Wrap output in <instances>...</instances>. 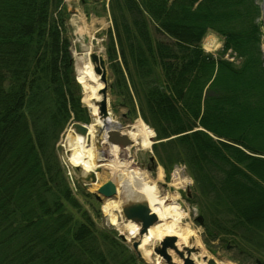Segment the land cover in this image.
<instances>
[{
    "label": "trees",
    "instance_id": "16d2710c",
    "mask_svg": "<svg viewBox=\"0 0 264 264\" xmlns=\"http://www.w3.org/2000/svg\"><path fill=\"white\" fill-rule=\"evenodd\" d=\"M63 2L0 0V264H137L114 236L71 211L80 204L56 144L72 120L88 123L89 113ZM109 7L106 49L117 95L154 129L160 164H185L220 232L264 247L258 4L110 0ZM209 32L239 65L205 52Z\"/></svg>",
    "mask_w": 264,
    "mask_h": 264
},
{
    "label": "rangeland",
    "instance_id": "374dc122",
    "mask_svg": "<svg viewBox=\"0 0 264 264\" xmlns=\"http://www.w3.org/2000/svg\"><path fill=\"white\" fill-rule=\"evenodd\" d=\"M65 10L67 14V34L71 39V52L74 60L75 78L78 75V67L81 66V62L85 60V53L91 48V51L103 56L106 59L108 70V109L111 113V118L115 122H119L122 126L121 131L127 133L132 130L133 125L137 119H142L131 111L128 107L123 106V97L117 95V87L115 85V76L113 75L107 56V42L109 39V31L112 28V19L110 14L109 2L110 0H63ZM260 9V17L258 19L261 30L263 32L261 50L263 52L264 59V0H255ZM154 28V26L152 25ZM203 49L206 53L213 55L217 58L223 56L224 59L233 62L235 66L239 65L241 58H239L232 50L223 52L224 39L215 32H209L202 41ZM81 94V103L83 107L87 108L83 102L84 91L83 88ZM88 110V109H87ZM143 120V119H142ZM73 121V120H72ZM71 121V122H72ZM71 123H69L62 133L59 135V139L56 144V155L59 158V165L62 170V174L65 177L66 182L70 186L73 192V196L78 200L80 209L71 208V211L78 217L86 218L89 216L93 221L94 226L104 231L108 235L114 236L119 242H121L129 251L131 255L136 258L137 264H156L158 256L147 255L144 249H139L141 252V258H138L136 254L131 251L133 238L123 243L118 239V235L123 233L127 236L125 229L126 221L121 216L120 201L116 208L117 216L119 217L118 225H114L109 221V217L103 211V205L107 199H103L99 202L94 197L93 193L97 191L100 185L105 181L112 179L120 188V194L125 199L124 187H129L125 184L126 176L120 172H113L110 166H105L101 169H97L99 181L96 184L87 183L83 180L85 173L82 169H76L70 164L68 157L71 154L69 151V140L72 137L70 135ZM149 126V125H148ZM150 127V126H149ZM151 128V127H150ZM152 129V128H151ZM154 131V129H152ZM158 143L156 141V134L152 139V144L149 148H137L136 145H132L128 148V160H131L136 167L141 171L144 178L150 185H155L161 198L168 197V201L176 197L184 212L187 214L182 220L183 225H188L194 229L199 238L202 241L206 249L204 256L213 258L216 262H222L227 264H264V247L252 246L236 236H231L226 233L220 232L217 227L212 223L213 216H210V212L207 209L208 203L203 197H200L196 189V184L192 178L188 168L185 164L175 163L168 170L162 166L156 157L153 145ZM105 161L108 163L109 159L114 155L110 153V150L105 149ZM112 154V155H111ZM111 155V156H110ZM117 156L119 157L120 155ZM155 156L156 168L153 171H149L146 164L149 162V158ZM144 166V167H143ZM162 172V178H159L158 174ZM59 177H62L60 174ZM139 184V183H138ZM135 192V196L130 198H142L139 192H136L134 185L130 186ZM198 193V194H196ZM173 198V199H172ZM119 197H115L113 201H117ZM112 201V200H111ZM123 202V200H122ZM70 208V207H69ZM68 208V209H69ZM84 215H82V213ZM201 216L203 218V225H201L196 219ZM109 244H105L106 248H110ZM154 245L149 244L146 246V250H151L153 254ZM200 253V252H199ZM173 260L177 264H181V260L178 256L171 252ZM199 255V254H197ZM203 256V255H202ZM202 256H198L197 264H206L202 260ZM160 264H166L164 260L159 258Z\"/></svg>",
    "mask_w": 264,
    "mask_h": 264
},
{
    "label": "bare ground",
    "instance_id": "6f19581e",
    "mask_svg": "<svg viewBox=\"0 0 264 264\" xmlns=\"http://www.w3.org/2000/svg\"><path fill=\"white\" fill-rule=\"evenodd\" d=\"M92 52L93 51H91L90 48L85 53V60L81 62V66L77 69V80L81 83L84 91L83 102L90 108L91 114L95 116V122L98 123V125H101V121L98 118L97 102H99L102 98L100 90L103 87V83L100 80V75L94 70L95 64L90 58V54ZM93 126V124L90 126L92 138L94 136ZM72 132V130L69 132L70 135H72ZM126 134H128L130 139L133 141V145H136L137 148L141 149L149 148L154 137V131L142 119H137L132 127V130L128 131ZM69 143V151L71 154L69 155L68 160L70 164L74 167H81L84 172H91L98 167L99 163L97 160H99V156H96L95 149L92 144L88 148L82 138L74 137L73 135L70 138ZM104 149L110 150V153L113 154L114 152L116 155H114V158L112 157L109 159L108 163H103V165L110 166L115 173L120 172L124 174L127 178L125 184L129 186L124 187V194L126 196L125 199H123L124 197L120 194L121 187L118 183H116L118 187L117 197H119V199H117V201H106L103 205V211L109 217V221L114 225H118L119 219L117 216L118 214L116 213V208L118 207L119 201L122 203V200L126 202L129 200L145 199L149 203L151 211L157 214L159 223L149 229L148 235L142 240L140 249H144L147 255H152L151 250H146L147 245H154L166 236H176L178 239L177 246L179 249L182 248V246H187L194 247L199 250L200 253L198 252L192 254V259L195 262H198V256H204L206 249L197 232L190 226L183 225L182 220L187 214L181 208L180 204L175 201L176 197H174V199L172 198L173 200L170 202H167L169 200L168 197L161 198L155 185H150L136 165L131 160H128V150L121 149L120 152H118L119 148L113 146H111L110 149L107 147H104ZM117 153L120 155L119 157L117 156ZM158 176L159 178H162L161 171ZM132 185L136 187V192H139V194L142 195V198L137 197L129 199V197L135 196L134 190L130 188ZM125 229L127 231L128 239L138 236V226L135 224L127 223ZM155 259L157 261L156 264H160L159 258ZM217 264L225 263L217 262Z\"/></svg>",
    "mask_w": 264,
    "mask_h": 264
},
{
    "label": "water",
    "instance_id": "95a60500",
    "mask_svg": "<svg viewBox=\"0 0 264 264\" xmlns=\"http://www.w3.org/2000/svg\"><path fill=\"white\" fill-rule=\"evenodd\" d=\"M90 58L95 64V72L100 75V80L103 83V87L100 90L102 98L99 102H97L98 118L101 121V125H98V123L95 122V116L91 114L90 108L87 107L89 113V123L73 122L71 124V130L73 131L72 135L74 137L82 138L88 148L92 144L94 146L96 156H99V160H97L99 164L95 170L91 172L83 171L85 173L83 180L87 183L96 184L99 181L96 169H101L103 167V161L106 159L104 147L109 149L111 146L118 147V152H120L121 149L128 150V148L133 145V141L130 139L128 134L121 131L122 126L119 122H115L111 118V113L108 109V70L106 59L95 52L90 54ZM79 84L81 85V83ZM92 124L94 125L93 138L90 132V126ZM149 162L153 165V169L156 168L155 156H151L149 158ZM76 169H81V167L76 166ZM148 170L152 171V168L148 167ZM93 194L99 202H102L103 199L113 200L118 195V187L114 180L109 179L107 182L100 185L97 191ZM129 199L131 198L129 197ZM120 210L121 216L124 218L126 223L138 226V236L133 237L134 240L130 249L138 258H141V252L139 249L142 244V240L148 235L149 229L159 223V218L157 214L151 211L149 203L145 199L123 202L120 205ZM198 222L203 224V218L201 216L198 217ZM118 239L123 243L129 241L127 236L123 233L118 235ZM177 240L176 236H166L162 238V240H160L158 244L153 247V254L151 256H158L161 260H164L166 264H177L173 261L172 252L178 256L181 260V264H196V262L192 259V254L198 253L199 250L197 248L187 246H182V248L179 249L177 246ZM202 260L206 262V264H217L213 258H208L207 256H202Z\"/></svg>",
    "mask_w": 264,
    "mask_h": 264
},
{
    "label": "flooded vegetation",
    "instance_id": "af4514ba",
    "mask_svg": "<svg viewBox=\"0 0 264 264\" xmlns=\"http://www.w3.org/2000/svg\"><path fill=\"white\" fill-rule=\"evenodd\" d=\"M146 167H149V168H152V169H153V165H152L150 162H148V163L146 164ZM196 220L198 221V217H197Z\"/></svg>",
    "mask_w": 264,
    "mask_h": 264
},
{
    "label": "crops",
    "instance_id": "0c3cea01",
    "mask_svg": "<svg viewBox=\"0 0 264 264\" xmlns=\"http://www.w3.org/2000/svg\"><path fill=\"white\" fill-rule=\"evenodd\" d=\"M105 182H106V181H105ZM105 182H104V183H105Z\"/></svg>",
    "mask_w": 264,
    "mask_h": 264
}]
</instances>
